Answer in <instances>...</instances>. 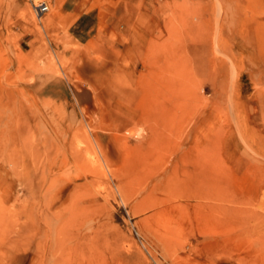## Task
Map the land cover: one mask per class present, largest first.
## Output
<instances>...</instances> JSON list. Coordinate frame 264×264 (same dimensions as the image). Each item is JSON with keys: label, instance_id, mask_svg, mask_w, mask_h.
<instances>
[{"label": "rangeland", "instance_id": "obj_1", "mask_svg": "<svg viewBox=\"0 0 264 264\" xmlns=\"http://www.w3.org/2000/svg\"><path fill=\"white\" fill-rule=\"evenodd\" d=\"M46 1L0 0V264H264V0Z\"/></svg>", "mask_w": 264, "mask_h": 264}, {"label": "crops", "instance_id": "obj_2", "mask_svg": "<svg viewBox=\"0 0 264 264\" xmlns=\"http://www.w3.org/2000/svg\"><path fill=\"white\" fill-rule=\"evenodd\" d=\"M147 3V4H152V2L148 1V0H126V3L129 4L130 6H132V8L136 9V10H139L141 12H147L148 11V8L144 6V3ZM78 3V4H77ZM77 3H75L76 5H79L80 4V1H78ZM60 4V3H59ZM146 5V4H145ZM63 10V5L61 4L59 6V9L57 11V13L59 14V12L61 11L62 12ZM72 11H74V7L72 8ZM75 12L77 13V15L79 16V19H78V26L76 28L75 31H78V32H84L86 31L89 27H90V24L92 23V21H94V16H93V13H85V14H80L79 13V9H75L74 13ZM82 15V16H81ZM87 23V20L90 19ZM84 27V29H83Z\"/></svg>", "mask_w": 264, "mask_h": 264}, {"label": "built area", "instance_id": "obj_3", "mask_svg": "<svg viewBox=\"0 0 264 264\" xmlns=\"http://www.w3.org/2000/svg\"><path fill=\"white\" fill-rule=\"evenodd\" d=\"M37 17H41L49 10L46 0H26Z\"/></svg>", "mask_w": 264, "mask_h": 264}]
</instances>
